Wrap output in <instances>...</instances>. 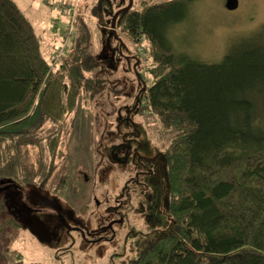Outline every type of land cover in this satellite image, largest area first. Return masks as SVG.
Returning <instances> with one entry per match:
<instances>
[{
	"label": "trees",
	"instance_id": "obj_1",
	"mask_svg": "<svg viewBox=\"0 0 264 264\" xmlns=\"http://www.w3.org/2000/svg\"><path fill=\"white\" fill-rule=\"evenodd\" d=\"M137 2L99 19L111 27L117 15L113 36L118 29L145 49L140 96L164 138L171 225L132 264H264V45L236 43L219 62L179 54L171 27L195 0ZM72 21L66 54L56 57L61 44L49 61L17 3L0 0V180L8 185L57 191L69 181L66 136L97 82L86 73L89 25Z\"/></svg>",
	"mask_w": 264,
	"mask_h": 264
},
{
	"label": "rangeland",
	"instance_id": "obj_2",
	"mask_svg": "<svg viewBox=\"0 0 264 264\" xmlns=\"http://www.w3.org/2000/svg\"><path fill=\"white\" fill-rule=\"evenodd\" d=\"M14 1L49 61L71 19L76 16L78 26L85 20L93 37L86 73L97 82L90 102L77 105L66 136L67 185L53 191L0 180V227L15 220L0 233V264H132L141 249L170 230L171 218L164 138L140 96L145 49L137 51L118 29L119 38L112 35L108 42L112 23L99 19L131 0ZM225 3L193 2L187 19L171 27L177 53L219 62L236 43L264 45V0H239L234 10ZM59 5L66 12L60 13Z\"/></svg>",
	"mask_w": 264,
	"mask_h": 264
},
{
	"label": "water",
	"instance_id": "obj_3",
	"mask_svg": "<svg viewBox=\"0 0 264 264\" xmlns=\"http://www.w3.org/2000/svg\"><path fill=\"white\" fill-rule=\"evenodd\" d=\"M131 5H132V0L129 3V6L127 8H130ZM238 5H239V0H226V3H225L226 8L229 9V10L236 9L238 7ZM116 17H117V15L114 16L113 21H112V29H111L110 34H109L108 42L110 40V37L114 33V27H115Z\"/></svg>",
	"mask_w": 264,
	"mask_h": 264
},
{
	"label": "built area",
	"instance_id": "obj_4",
	"mask_svg": "<svg viewBox=\"0 0 264 264\" xmlns=\"http://www.w3.org/2000/svg\"><path fill=\"white\" fill-rule=\"evenodd\" d=\"M60 10L61 11H65L67 10V8H64V6H59ZM75 12V11H74ZM73 21L70 23V27L68 30H66V35L64 36L63 38V43H62V46L60 51H59V54L56 56V57H60V56H64L66 54V51H65V48H66V42L69 41V35L71 34L72 32V28H73Z\"/></svg>",
	"mask_w": 264,
	"mask_h": 264
},
{
	"label": "flooded vegetation",
	"instance_id": "obj_5",
	"mask_svg": "<svg viewBox=\"0 0 264 264\" xmlns=\"http://www.w3.org/2000/svg\"><path fill=\"white\" fill-rule=\"evenodd\" d=\"M132 4H133V0H132ZM132 6V5H131ZM137 61V60H136ZM140 62H142L141 60H139Z\"/></svg>",
	"mask_w": 264,
	"mask_h": 264
}]
</instances>
